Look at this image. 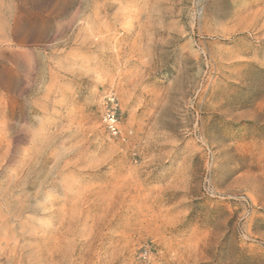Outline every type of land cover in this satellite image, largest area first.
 <instances>
[{"label":"rangeland","instance_id":"rangeland-1","mask_svg":"<svg viewBox=\"0 0 264 264\" xmlns=\"http://www.w3.org/2000/svg\"><path fill=\"white\" fill-rule=\"evenodd\" d=\"M0 264H264V0H0Z\"/></svg>","mask_w":264,"mask_h":264},{"label":"built area","instance_id":"built-area-1","mask_svg":"<svg viewBox=\"0 0 264 264\" xmlns=\"http://www.w3.org/2000/svg\"><path fill=\"white\" fill-rule=\"evenodd\" d=\"M118 110V99L113 92H109L104 98L101 121L106 132L112 137H115L119 134Z\"/></svg>","mask_w":264,"mask_h":264},{"label":"snow or ice","instance_id":"snow-or-ice-1","mask_svg":"<svg viewBox=\"0 0 264 264\" xmlns=\"http://www.w3.org/2000/svg\"><path fill=\"white\" fill-rule=\"evenodd\" d=\"M17 195H18V196H22V195H23V193H22V192H21V193H17Z\"/></svg>","mask_w":264,"mask_h":264}]
</instances>
